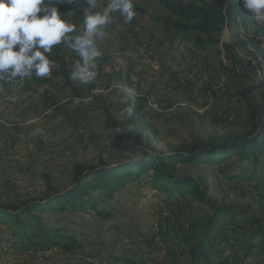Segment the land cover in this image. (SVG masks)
Masks as SVG:
<instances>
[{"label": "rangeland", "instance_id": "374dc122", "mask_svg": "<svg viewBox=\"0 0 264 264\" xmlns=\"http://www.w3.org/2000/svg\"><path fill=\"white\" fill-rule=\"evenodd\" d=\"M134 1L142 5L145 12H136L130 23H125L118 12L112 13V22L105 29L107 35L98 42L102 55L97 58L95 71L132 72L133 85L137 84L135 92L146 96V114L158 132L154 137L156 149L161 151L168 143L189 141L192 134L226 137L245 129L249 114L245 101L220 93L230 94L262 80L264 65L258 68L255 77L233 75L231 60L223 48L221 54L214 48L195 52L190 49L193 39L190 32L192 36L177 37L170 47L175 53L182 52L191 64L187 74L181 73L176 63L169 64L159 57L153 46L144 52L145 42L140 41V37L148 34L156 39V44L163 43L157 33L164 29L151 16L164 12L160 0ZM108 2L97 0L100 11ZM239 21L243 36L252 32L247 18H239ZM152 27L154 32H148ZM220 37L222 44L228 42L230 31L225 28ZM131 41L135 43L131 54L143 53L146 60H151L148 65L136 66L128 59L132 57L127 55L132 49ZM57 46L69 60L71 50L63 43ZM239 51L246 58L244 51ZM48 55L51 59L53 49ZM226 63L227 71H224L222 66ZM72 83L79 89V95L73 97L67 87L55 93L57 103L54 105H45L49 96L45 87L38 89L14 81L6 90H0V195L6 200L18 202L42 195L49 183L57 188L69 186L74 165L97 163L100 150L112 139L111 129L104 122L103 107L108 106L121 117L126 101L123 88L110 81H100L92 90L78 82ZM208 87L222 92L211 96L210 92H204ZM11 96L17 97L15 102L9 99ZM253 97L259 104L264 103V84ZM103 157L107 160L106 154ZM231 163L200 169L180 164L178 174L198 173L202 182L210 187L206 199L211 203L238 204L264 216V182L225 179L221 172ZM161 197L152 189L131 184L99 206V210L111 213L107 217L95 211L50 213L53 220L62 221L58 225L63 230L76 234L81 248L75 253L56 247L28 252L6 245L0 249V264H187L190 239L201 233L199 217L210 211V206L207 202L187 198L166 202ZM114 224L119 228L109 230ZM240 227L232 229L238 231ZM139 233L154 237V246L136 242ZM96 239H100L103 246L91 242ZM225 246L221 243V247ZM230 251L229 248L227 253ZM229 264H245L242 253L232 257Z\"/></svg>", "mask_w": 264, "mask_h": 264}, {"label": "trees", "instance_id": "16d2710c", "mask_svg": "<svg viewBox=\"0 0 264 264\" xmlns=\"http://www.w3.org/2000/svg\"><path fill=\"white\" fill-rule=\"evenodd\" d=\"M160 2L164 12L151 16L153 21L161 23L165 31L193 33L190 49L195 52H204L209 48H214L218 54L224 51L231 60L233 75H258V68L264 65V23L257 22L251 13L245 11L241 0ZM87 6L84 0H75L73 4L63 3L58 8L64 18L75 24L78 31H82L83 13ZM134 9L135 12H145L144 7L135 1ZM100 10L98 6L91 11ZM239 18H247L251 22L252 32H246V36L240 32ZM225 28L230 31V40L222 44L220 34ZM239 50L244 51L246 58L241 56ZM78 59V55L71 50L68 60L62 54L61 47L56 45L51 60H55L59 66L53 68L48 77L37 78L33 74L31 78L0 80V83L18 81L27 83L29 87H45L46 92H51H48L45 105H54L57 103L54 100L55 93L65 91L67 87L72 90L73 97L79 95V89L70 79ZM243 65L246 69H243ZM222 67L227 71V63ZM134 80L132 72L122 74L115 70L99 69L95 79L85 85L92 90L100 81H110L116 84L114 86L131 88L135 93L133 116L129 118L124 112L131 101L123 104L121 117L108 106L103 107L104 122L111 129L112 139L100 150L97 163L78 162L74 165L69 186L57 188L49 183L42 195L18 202L8 201L0 195V249L9 245L15 250L40 252L56 247L75 253L82 246L76 234L63 230L58 225L62 221L53 220L48 214L95 211L107 217L111 213L99 210V206L132 184L160 193L166 202L187 198L209 204L210 211L199 217L201 233L190 239L187 264H229L230 259L240 253L245 264H264V216L238 204L211 203L206 199L210 187L202 182L198 173L178 174L180 164H191L200 169L203 166L218 168L232 162L226 171L221 172L225 179L232 182H264V103L259 104L253 97L254 92L264 84V78L230 94L220 93L222 90L211 89L212 86L204 91L210 92L211 96L220 93L244 100L249 109L245 129L226 137L192 134L189 141L168 143L161 151L154 144L158 132L147 117L146 96L135 92L137 84L133 85ZM103 154H106L107 160ZM233 226L242 227L234 231ZM117 228L114 224L109 230ZM91 242L103 246L100 239ZM136 242L154 246L155 240L154 237L139 233ZM221 243L226 246L221 247ZM229 248L231 251L227 253Z\"/></svg>", "mask_w": 264, "mask_h": 264}, {"label": "clouds", "instance_id": "9594fccd", "mask_svg": "<svg viewBox=\"0 0 264 264\" xmlns=\"http://www.w3.org/2000/svg\"><path fill=\"white\" fill-rule=\"evenodd\" d=\"M75 0H0V80H23L48 77L59 65L49 55L54 46L63 43L74 51L75 61L70 79L79 85L90 84L96 77L97 58L102 55L98 42L106 37L105 29L112 22V13L118 12L125 23L136 16L134 0H109L102 11L97 0H84L88 5L83 13V30L64 18L58 5L73 4ZM245 11L257 22L264 21V0H241ZM69 13H67L68 17ZM76 33L75 35H71ZM124 109L127 117L133 116L135 93L125 88ZM9 99L15 102L17 97ZM119 132L120 129L118 128Z\"/></svg>", "mask_w": 264, "mask_h": 264}, {"label": "crops", "instance_id": "0c3cea01", "mask_svg": "<svg viewBox=\"0 0 264 264\" xmlns=\"http://www.w3.org/2000/svg\"><path fill=\"white\" fill-rule=\"evenodd\" d=\"M152 24V23H151ZM153 25V24H152ZM154 32L153 27L148 32ZM188 35L189 37L192 36L190 33H179V32H171V31H165V30H159L157 33L158 38L160 41H163V43H155L156 39L154 40L150 35L144 34L143 37H140V41L143 43L145 42L144 52L147 50V47L153 46L156 50L155 52L158 54L159 57L164 58L165 60L169 61V64L176 63L177 69L181 71V73L187 74L188 69L190 68L191 64L189 63L188 57L184 56V54L181 52L180 54L173 52L170 47L172 43L178 40L177 37ZM177 38V39H175ZM190 39V38H189ZM190 41V40H189ZM132 42V41H131ZM168 43L169 47H168ZM132 49L127 53L128 56H132L128 59H131V62L134 63L136 66H146L148 65L151 60H146L147 57H143L142 54H131V52H134V46L135 43L132 42ZM148 52V51H147ZM149 54H152L149 52ZM198 54L197 56H199ZM113 58H115V54H113ZM148 56V55H147ZM182 56V57H181ZM201 56V55H200ZM197 58V57H196ZM199 60H197L198 62ZM195 61V64H198ZM102 67V66H101ZM109 71V70H107ZM159 72V71H158ZM160 72H162L160 70ZM12 83H0V90H6L9 86H11ZM4 86V87H3ZM5 88V89H2ZM10 152V151H9ZM23 154L21 153V156Z\"/></svg>", "mask_w": 264, "mask_h": 264}, {"label": "built area", "instance_id": "2783aa9c", "mask_svg": "<svg viewBox=\"0 0 264 264\" xmlns=\"http://www.w3.org/2000/svg\"><path fill=\"white\" fill-rule=\"evenodd\" d=\"M224 80V78L222 79V81Z\"/></svg>", "mask_w": 264, "mask_h": 264}]
</instances>
